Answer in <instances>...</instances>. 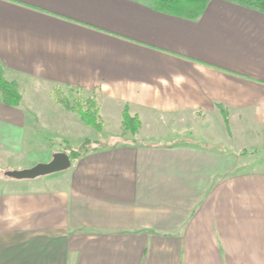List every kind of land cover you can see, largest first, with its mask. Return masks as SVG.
Segmentation results:
<instances>
[{
  "label": "crops",
  "instance_id": "1",
  "mask_svg": "<svg viewBox=\"0 0 264 264\" xmlns=\"http://www.w3.org/2000/svg\"><path fill=\"white\" fill-rule=\"evenodd\" d=\"M0 62L22 94L18 106L0 96L7 168L29 166L32 113L59 141L92 138L54 87L98 99L97 132L120 121L107 143L92 138L108 146L60 174L0 172V214L5 201L31 212L0 219V264H264V12L210 0L188 19L151 0H0ZM125 105L153 135L156 117L167 132L190 116L178 131L203 142L121 139Z\"/></svg>",
  "mask_w": 264,
  "mask_h": 264
},
{
  "label": "trees",
  "instance_id": "2",
  "mask_svg": "<svg viewBox=\"0 0 264 264\" xmlns=\"http://www.w3.org/2000/svg\"><path fill=\"white\" fill-rule=\"evenodd\" d=\"M210 0H151V5L155 10L181 16L188 19L199 17L206 9ZM237 2L243 6L257 9L264 12V0H228ZM0 96L4 103L11 106H18L22 101V94L16 81L6 78L3 65L0 62ZM54 97L57 103L66 109L78 114L84 124L102 131L104 128L103 119L100 114V103L95 96L83 97L79 88L68 86L67 91L63 87L57 86L54 90ZM71 98L73 100H71ZM226 118V115H225ZM139 115L133 114L128 105H125L122 112L123 131L120 137L127 133L132 134L133 141L141 128ZM68 142V140H62ZM105 142L97 139L86 138L77 149L67 148V153L71 159L78 158L90 151L108 146ZM4 171L0 169V172Z\"/></svg>",
  "mask_w": 264,
  "mask_h": 264
},
{
  "label": "rangeland",
  "instance_id": "3",
  "mask_svg": "<svg viewBox=\"0 0 264 264\" xmlns=\"http://www.w3.org/2000/svg\"><path fill=\"white\" fill-rule=\"evenodd\" d=\"M55 88L56 87H54L53 91H52V96L54 99H55V97H54ZM63 89L65 91H67V88H63ZM82 96L87 97V96H84L83 94H82ZM71 100H73V99L71 98ZM189 117H187V115H183V114L176 115L173 118V123L171 124V129H175V130L165 132L164 129H166V127H167L166 124L168 123V120L165 117L158 116V117H156L158 120L157 122L160 124L159 127H161V128H157L158 132H155L156 134H154V135H153V133L150 134V132L146 128V123H145L143 129L140 130L138 136L145 138L146 140L148 139L149 142H154V143H163V142L174 143V142H180L183 140H186L189 142L195 141L197 143L198 142L202 143L203 142L202 139H196L195 140L192 138V134L194 132H192L193 129L191 126L187 125L182 130L178 131V128L180 127V125L184 126L188 122H190V120H188ZM36 124H37L36 116L33 115V113H32L31 115H29V130H27V133H26L25 153L22 155V157H24V160L29 165L27 167H31L38 162L49 161L52 158L54 151L55 152L59 151V150L63 151V150H66L67 148L77 149L78 147H80V144L82 141L77 140V138H78L77 134L75 136L73 134H70L69 135V137H71V138H69L70 141H68V142L63 141L62 142V141H59L56 137L54 138L53 135H51V132L46 130V128H44L43 125H42V127H43L42 128V127H38ZM106 124H107V127H106L104 132H97L94 128L89 127L88 132H86L87 135H89L92 138H97V139H100L102 141H106V138H108V137H106L108 134L107 132L108 131L113 132V129H114V131H115V129H119L120 128V121L118 120V122L115 123L114 120H108L106 118ZM214 133H216L218 136L224 135V132H221L219 130H214ZM127 136L129 137L130 133H128ZM123 138H125V136L122 137L121 139H123ZM106 143H107V141H106ZM255 151L257 153H259V156L256 157L257 161H255V163H257V164L264 163V148H256V150H254V153H255ZM75 159L76 158H73L72 162H75ZM13 160L15 161L14 158H13ZM14 161H11V163L14 164L15 163ZM0 166H2L6 170H8V169L14 170L12 168H7L8 167L7 164H5V165L0 164ZM5 171H1V175H3ZM61 172H64V171L48 174V175H45V176H42L39 178H44V177L46 178L47 176H50L53 174L57 175V174H60Z\"/></svg>",
  "mask_w": 264,
  "mask_h": 264
},
{
  "label": "water",
  "instance_id": "4",
  "mask_svg": "<svg viewBox=\"0 0 264 264\" xmlns=\"http://www.w3.org/2000/svg\"><path fill=\"white\" fill-rule=\"evenodd\" d=\"M72 159L66 151H57L47 162H38L27 168L7 170L5 174L15 179H34L70 168Z\"/></svg>",
  "mask_w": 264,
  "mask_h": 264
},
{
  "label": "clouds",
  "instance_id": "5",
  "mask_svg": "<svg viewBox=\"0 0 264 264\" xmlns=\"http://www.w3.org/2000/svg\"><path fill=\"white\" fill-rule=\"evenodd\" d=\"M260 106H264V100L260 101V105L257 107V111L260 110ZM31 212L23 208H19L9 201H5V209L2 214H0V219L8 220L13 223L19 222L25 216H30Z\"/></svg>",
  "mask_w": 264,
  "mask_h": 264
}]
</instances>
